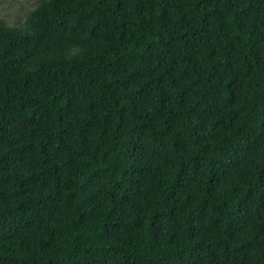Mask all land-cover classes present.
<instances>
[{
  "label": "trees",
  "instance_id": "1",
  "mask_svg": "<svg viewBox=\"0 0 264 264\" xmlns=\"http://www.w3.org/2000/svg\"><path fill=\"white\" fill-rule=\"evenodd\" d=\"M0 264H264V0L0 19Z\"/></svg>",
  "mask_w": 264,
  "mask_h": 264
},
{
  "label": "rangeland",
  "instance_id": "2",
  "mask_svg": "<svg viewBox=\"0 0 264 264\" xmlns=\"http://www.w3.org/2000/svg\"><path fill=\"white\" fill-rule=\"evenodd\" d=\"M36 3L37 0H0V19L9 26L17 25Z\"/></svg>",
  "mask_w": 264,
  "mask_h": 264
}]
</instances>
